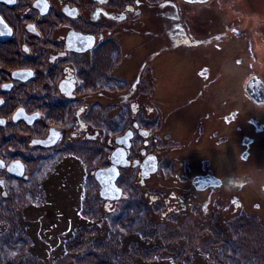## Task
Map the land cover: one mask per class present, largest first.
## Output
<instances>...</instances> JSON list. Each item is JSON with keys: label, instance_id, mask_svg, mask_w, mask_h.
<instances>
[{"label": "flooded vegetation", "instance_id": "1", "mask_svg": "<svg viewBox=\"0 0 264 264\" xmlns=\"http://www.w3.org/2000/svg\"><path fill=\"white\" fill-rule=\"evenodd\" d=\"M211 1L236 0H0V197L47 198L51 156L61 182L63 161L97 162L107 211L132 190L151 214L214 219L238 236L245 218L261 240L264 19L257 34L253 3L236 20L191 9ZM177 49L190 66L183 92L155 103L156 59ZM111 167L117 200L96 179ZM189 250L187 264H202L204 248Z\"/></svg>", "mask_w": 264, "mask_h": 264}, {"label": "rangeland", "instance_id": "2", "mask_svg": "<svg viewBox=\"0 0 264 264\" xmlns=\"http://www.w3.org/2000/svg\"><path fill=\"white\" fill-rule=\"evenodd\" d=\"M250 3H253L262 14L261 17L254 21V24L257 25L254 32L258 34L260 31L259 24H257L258 20L264 19V0H236L230 7L220 6L211 1L203 6H192L191 9L193 12H203L204 17L208 18V20L211 18L209 12L214 11L216 14L217 10L220 15L224 12L230 19L236 20L240 18V15H244L247 12L248 4L250 5ZM177 51L179 53H161L160 57L158 56L159 59H156V87L153 85L150 87L152 88V92H156V95L153 96L155 97L153 98L154 102L155 99L160 97L165 99L175 98L178 94L183 92V83L187 80L190 66L188 64V57L184 54L185 52L180 49H177ZM261 56H264V54H261ZM210 59L211 55H209L207 63H209ZM216 65L215 62V67ZM154 88H156V90H153ZM182 98H184V96H182ZM85 159L88 160V157ZM56 161L57 157L51 156L48 160V168L52 169ZM65 162L66 161L62 162L63 165L60 166L61 170L59 171L65 177L64 181H57L56 178L59 173L54 174V180L48 185L47 198L41 201L39 199L37 201H28V203L31 204L30 206L33 207L34 204L35 208H38L42 201H47L48 205L46 206L47 209H45V207L43 209L33 208L25 212L27 214L25 219L27 221L24 222L28 228L25 231L22 230V233L20 232L21 229L17 228L16 221H14L12 215L13 212L18 213V207L15 206L12 213L7 208L1 210L5 202L11 200H6L5 198L0 199V217L3 216V218L0 219V227L3 223L10 227V229L7 230V227H5L6 231L2 230L3 232H0V264H21L20 260L26 256H28V259L21 261H25L26 263L24 264H101L100 261H107L109 264H137V262L145 263L143 259L151 258L154 254H156V258H162L164 255L169 254L175 264H187L188 262L186 259L191 252L189 249L202 247L208 250L213 247L214 243L223 244L224 241L231 242L226 239L224 240L217 233H221V228H219L220 224L212 222L215 221L214 219H209L211 221H209L206 226L205 223L199 222V225L198 223L190 222L191 218L189 217H186L187 219L180 218L175 221L172 215L163 218L159 213L156 214V212H153L151 214L150 210L153 206L148 203V200L139 192L130 190L127 192V196H124L122 199L125 200L122 203V205H124L122 207L123 209L126 208L128 211L127 215L138 216V221L134 222L137 228L129 227L127 224L126 229H123V234H121L122 236H126L125 230L136 229L138 231V229L142 227V230L147 232V236L144 234L143 237L136 238V235L133 234L135 238L131 240L133 242L131 243L133 244V248L124 247V249L121 250V254L125 256L124 258H120L117 251L109 250L108 253H105L109 247L100 248L97 251L92 249V252H89L92 243H87L84 240L80 246V249L83 248V260L75 261L74 256L77 255V249L67 252L66 241L68 242L74 234L82 235L83 239L87 234H91L90 237L94 238L95 234L91 232H96V230L91 227L90 224L101 221L102 218L98 220V217H101L103 212L106 214L107 210L101 198L98 196V190L96 194L99 199V209L97 210L96 203L91 199V196H93V191L90 188L92 179L87 177H91V170H94V167H98L97 164L99 163H88L87 165L84 161L80 162L79 160L76 164L71 165ZM60 167H58V169ZM70 171H74V173H70ZM166 183L169 184L170 180ZM167 188L173 189V187ZM252 188L253 187L250 186L242 187L241 191L244 194L251 191ZM137 193H139V196ZM134 194L137 196L135 197ZM16 201L13 199V202ZM118 214L120 213H115V216L117 217ZM149 214L151 217H149ZM77 216H79V218L83 217V219L79 221ZM147 217H149L148 220H146ZM84 222L88 224V227H85ZM82 224L83 227L77 231L76 228L78 225L80 227ZM109 224H111V221L108 222V225ZM101 226L103 227L104 224H101ZM251 226L252 224L249 222L248 227L253 231L254 228ZM150 230H156V237L153 233L150 235ZM221 231L223 232L222 229ZM25 232L26 235H23ZM206 232L210 235L208 237H201L200 234ZM97 234L96 232V236ZM242 238L239 239L238 237L236 241L241 242V247H244L242 250H245L241 252V255L248 259L249 254L247 245L249 242L242 241ZM145 239H150L152 241L156 239V244L144 243ZM110 241L111 239H109V242ZM109 242L107 241L104 243L106 247L109 245ZM181 243L184 245L182 248L178 246ZM29 246L34 249L28 252ZM153 247H155L154 250L152 249ZM199 253H201V251L198 252V256ZM208 253H211V251H208ZM18 256H21L20 260ZM230 256L234 257V254ZM199 262L202 264H209L208 261L201 260L198 257L197 263ZM235 264H239V262L235 261Z\"/></svg>", "mask_w": 264, "mask_h": 264}, {"label": "trees", "instance_id": "3", "mask_svg": "<svg viewBox=\"0 0 264 264\" xmlns=\"http://www.w3.org/2000/svg\"><path fill=\"white\" fill-rule=\"evenodd\" d=\"M56 168H57L56 165H53L52 169L49 168V182L50 183L53 180V173L51 171L53 169L56 170ZM90 179H92L91 180L92 184H91L90 188L93 191V196H91V199H93L94 202L96 203L97 210H98L99 209L98 208L99 207V199L97 198L96 192H97V190H99V186L93 177L92 178L90 177ZM247 186L248 185H246L244 187H247ZM30 194H32V192ZM137 194L139 196V193H137ZM134 196L136 197L137 195L134 194ZM0 199H3V197H0ZM101 201H102V199H101ZM123 202L124 201L120 202V205L118 206L117 210H115L113 212L107 211L106 214H104V212H103V215L101 217H98V220L100 218H102L101 221H99L98 223H91L90 224V226L93 227L96 230V232L98 233L97 236H96V232H91V233L95 234L94 238L90 237L91 234H87L86 237L83 239L82 235L74 234L73 237L68 242L66 241V244H67L66 251L67 252L73 251L74 249H77V253H76L77 255L74 256L75 261H79V260L82 261L83 260V248L80 249V246L84 240L87 243H90V244L92 243V245H90L91 250H89V252H92V249L93 250L95 249L97 251L100 248H108L109 247L110 249L108 248V250H106L105 253H108L109 250L117 251L120 258H124L125 256H123L121 254V250H123L124 247L133 248V244H131V243H133L131 240L135 239L133 234L136 235V238L137 237L141 238V237H143L144 234H145V236H147L146 235L147 232L146 231L144 232L142 230L143 229L142 227L140 229H138V231L136 229L135 230L134 229L128 230V231L125 230L126 236H122L123 231H124L123 229H126L127 224L129 225V227H136L137 228V226H136V224H134V222L138 221L137 215L136 216L127 215L128 211L126 210V208L123 209V207H122V206H124V205H122ZM30 205L31 204L28 202L7 201V202H5V205L2 206L1 210H3L4 208H7L12 213V211H14V207L15 206L18 207V213L13 212L12 215L14 217V221H16L17 228L21 229L20 232L22 233V230L25 231L28 228L24 222V221H27L25 219L27 214L25 212H28L29 209H33V208L34 209H39V208L43 209L45 207V209H47L46 206L48 205V203H47V201H42L41 205L38 208H35L34 204H33V207H31ZM122 211H123V213H122ZM117 212H119L121 215L118 214V216L116 217L115 213H117ZM77 217H78L79 221L83 219V217L82 218H79V216H77ZM1 218H3V216H1L0 219ZM109 221H111V224L108 225ZM249 222L250 221L245 220V218H241L240 223H241V233L242 234L240 236H238V232L235 235L231 234L232 232L229 235H226L220 229L221 233L217 232L220 235V237L223 238L224 240L226 239V240L231 241V242L224 241L223 244L214 243V245L211 249L202 250V252H204L203 253V257L205 258L204 260L208 261L209 264H235V261L239 262V264H241V263L264 264V234L262 233L261 240L257 239L255 241V236H252V237L250 236L251 233H250V229L248 227ZM84 223H85L84 224L85 227H88V224H86V222H84ZM101 224L102 225L104 224V226L102 227ZM131 224H133V225H131ZM5 227H7L6 230L10 229V227L7 224L3 223L0 227V232H3L2 230L6 231ZM82 227H83V224L80 225V227L78 225L76 230L78 231ZM261 230L262 229L257 228V233H260V235H261ZM152 231L150 230V235H151V233H153L154 236L156 237V230H152ZM253 231H255V230L253 229ZM2 234H4V233H2ZM23 235H26V232ZM257 235L259 236V234H257ZM20 237L22 238L21 235H20ZM119 237H121V238H119ZM238 237H239V239H241L243 237L242 241H245V242L248 241L249 242L247 245L248 254H249L248 259L244 258L243 255H241L242 254L241 252H243L245 250H242L244 247L243 246L241 247V242L236 241L238 239ZM109 239H111L110 242H109ZM146 240H149L150 242L146 241ZM107 241L109 242V245L106 247L104 243ZM129 241H131V242H129ZM154 241H152L150 239H145L144 243L147 242L150 244H156V241L155 242ZM254 241L257 245L260 244L261 246H256L254 244ZM106 245H107V243H106ZM30 246H29L28 252L32 251V249H34L32 247L30 248ZM154 248L155 247H153L152 249L154 250ZM208 251H211V253H208ZM209 254H211V255H209ZM233 254H234V257H231L230 255H233ZM254 255H256L257 262H255L253 260ZM21 256H18V257H20L19 260L21 259ZM211 256L214 258H212ZM146 257H149V256H146ZM169 257L170 256L168 254V255H164L162 258H156V254H154L151 258H148V259L142 258V259L145 260L144 262L146 264H172V263H174L173 260L171 259V257L170 258ZM184 257H185V255H184ZM25 259H28V256L23 257V259L20 260V263L21 264L26 263L25 261L21 262ZM100 263L101 264H109L107 261H100ZM145 263L137 262V264H145Z\"/></svg>", "mask_w": 264, "mask_h": 264}, {"label": "water", "instance_id": "4", "mask_svg": "<svg viewBox=\"0 0 264 264\" xmlns=\"http://www.w3.org/2000/svg\"><path fill=\"white\" fill-rule=\"evenodd\" d=\"M201 1H206V0H201ZM115 156H117V153ZM113 161L119 163L117 162L116 158H114ZM154 171L155 169L150 168L148 173L151 174ZM117 175H118V170L116 167H111L110 169L97 170L96 179L101 186L100 195L102 198L107 200H117L121 197L122 191L120 188L117 187L115 182Z\"/></svg>", "mask_w": 264, "mask_h": 264}, {"label": "snow or ice", "instance_id": "5", "mask_svg": "<svg viewBox=\"0 0 264 264\" xmlns=\"http://www.w3.org/2000/svg\"><path fill=\"white\" fill-rule=\"evenodd\" d=\"M9 2H14V0H9ZM101 2H103V0H101ZM0 34H3V33H0ZM31 73H29L30 75ZM0 123H3V121H0Z\"/></svg>", "mask_w": 264, "mask_h": 264}]
</instances>
